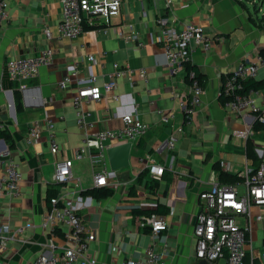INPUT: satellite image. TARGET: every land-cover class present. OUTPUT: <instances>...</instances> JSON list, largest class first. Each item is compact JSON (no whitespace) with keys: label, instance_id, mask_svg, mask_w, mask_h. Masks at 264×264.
<instances>
[{"label":"crops","instance_id":"obj_1","mask_svg":"<svg viewBox=\"0 0 264 264\" xmlns=\"http://www.w3.org/2000/svg\"><path fill=\"white\" fill-rule=\"evenodd\" d=\"M260 1L261 7L256 10V0H171L172 9L161 10L174 26L197 25L208 35L219 34L224 38L214 48L207 51L194 48L192 52V66L201 76L204 94L190 123H185L180 105V101L187 99L185 73L168 72L163 50L156 41L159 32L153 20L157 11L150 0H123L120 13L110 19L105 30H86L74 39L60 36L58 24L62 10L58 0H7L8 19L0 29V126L12 137L14 148L9 150L4 141L0 142V153L9 151L22 173L18 196L0 198V224L11 229L22 228L20 240H10L3 253L7 261L20 264L33 259L49 239L56 245L62 244L60 234H44L39 223L48 210L46 196L48 186L53 184L55 161L70 156L71 151L81 146L83 132L77 127L71 104L76 83L64 90L57 84L72 67L76 68L78 78H86L90 65L85 58L91 55L96 60L91 71L97 86L109 79L114 62L133 70L144 68L147 80L137 75L132 80L118 78L114 90L99 101L83 105L92 123L86 133L121 128L122 114L136 116L148 130L131 142L129 164L116 172L118 185L108 197L96 199L85 193L94 188L87 152L72 163L73 179L79 180L81 188L70 184L67 195L96 236L89 244V254L96 258V264L143 259L151 238L136 226L138 216L131 211L150 210L160 203L168 208L167 227L152 238V243L156 251L163 252L161 264L197 263L192 235L197 195L207 188L211 173L221 171L218 159L229 162L232 173L239 172L244 165L242 141L230 136L232 130L241 127L242 121L222 108L219 90L225 74L264 47V22L260 20L264 0ZM157 5L161 8L162 1L157 0ZM45 29L50 32L48 38L43 34ZM133 34H137L141 46L128 39ZM44 49L51 50L52 63L41 67L33 80L11 82L20 92L22 106L13 119L8 96L1 87L6 62L37 56ZM100 62L104 63L103 68L99 67ZM263 78L261 70L258 79ZM116 95L120 96L119 100L113 99ZM261 110L264 114L263 106ZM159 111L171 117L169 123L162 122ZM45 119L51 121L58 144L55 156L50 153L45 135L36 141H26L28 128L35 122L43 126ZM170 136L176 139L173 149L158 151ZM115 144L107 141L109 147ZM236 149L243 155L240 163L229 158ZM148 157L164 169L159 178L147 174L158 181L152 192L143 183L136 184ZM132 185L135 196L128 195ZM250 214L262 216L261 221L250 222V240L253 248L258 244L254 248L258 255L264 250V236L260 241L256 236L259 228L264 230V207L252 206ZM25 224L31 226L26 228ZM253 263L260 261L257 258Z\"/></svg>","mask_w":264,"mask_h":264},{"label":"built area","instance_id":"obj_2","mask_svg":"<svg viewBox=\"0 0 264 264\" xmlns=\"http://www.w3.org/2000/svg\"><path fill=\"white\" fill-rule=\"evenodd\" d=\"M62 10V18L58 24L60 36L66 39H74L86 30H105L110 19L121 11L123 0H58ZM157 14L153 20L159 35L156 41L160 44L168 72L175 75L178 71H184L187 81V99L180 101L184 112L185 123H190L194 109L202 102L204 88L195 69L192 66V52L194 48L207 51L216 45L223 43L224 38L219 34L208 35L197 25L187 24L181 27L170 24L163 16L161 10L172 9L171 0H161L163 5L158 7L157 0H150ZM7 0H0V29L8 19ZM49 37V30L43 32ZM138 46L137 34L128 37ZM50 49L42 50L37 56L26 58H13L6 62L9 79L19 83L24 80H33L41 67L52 63ZM90 65L86 78H78L77 70L72 67L58 81V88L67 89L72 82L76 83L75 92L72 95L71 104L75 110L76 124L83 132L81 146L71 151V155L62 160H56L53 170V184L56 194L47 198L48 210L39 223L40 230L47 235L60 234L61 245H56L51 239L43 246V251L33 259H27L20 264H96V258L89 254V244L95 240L94 232L89 229L83 217L77 211V207L68 197L67 189L70 184L78 189L79 180H74L71 172L74 160L80 159L87 152L94 187L116 188V172L111 171L106 158L105 150L109 147L107 141L121 144L133 142L143 136L148 126L136 116L122 114V127L116 130H101L88 134L86 130L92 126L89 121L90 113L83 109V105L99 101L108 92L116 87L118 78L132 80L134 75L143 81L147 80L144 68L137 70L112 63L113 71L108 74V80L101 86H97L96 76L91 71V66L96 64L93 56L85 58ZM100 68L104 63L100 62ZM264 71V59L255 54L251 59L239 61L234 69L225 74L219 90L220 105L227 112L239 118L242 125L230 132L232 138L242 141L244 152V165L236 173L231 172V164L218 159L217 164L226 174L236 176L231 182L218 179V173L212 172L206 189L197 195V210L193 224L194 253L196 262L203 260L206 264H254L258 258L259 264H264V250L258 255L250 240V222L261 221L262 216H251L250 208L264 207V144L256 145L251 139L254 136L264 139V130L255 132L253 124L259 122L264 125V114L259 105L264 107V78L258 79V73ZM74 78V81L72 79ZM249 81H263V88L248 87ZM175 98L179 97L174 95ZM119 100L120 96L113 97ZM162 122L169 123L170 116L163 114ZM260 112L259 114H257ZM45 135L49 143L50 153L55 156L58 153V144L55 142L52 123L44 120L41 126L37 122L31 125L26 133V141H36ZM175 138L170 136L163 141L158 151H170L174 147ZM251 140L255 160L246 156L245 144ZM256 161V162H255ZM148 175L160 177L163 167L155 163L150 157L145 165ZM22 173L18 164L13 160L9 151L0 153V198H15L18 196ZM49 187V186H48ZM241 220V223H240ZM30 224H25L29 228ZM136 226L148 234L151 244L144 251L143 259H123L121 264H161L162 251H156L152 238L163 232L167 225L165 215L150 213L142 214L137 218ZM22 228L11 229L7 224H0V264H11L3 257L10 240H20ZM248 246V250H246Z\"/></svg>","mask_w":264,"mask_h":264},{"label":"trees","instance_id":"obj_3","mask_svg":"<svg viewBox=\"0 0 264 264\" xmlns=\"http://www.w3.org/2000/svg\"><path fill=\"white\" fill-rule=\"evenodd\" d=\"M260 20L262 22H264V11H263V14H262V17ZM258 54L264 59V47L259 49ZM187 68L195 69L194 66H190V67L188 66ZM198 76L201 79V76L199 74H198ZM247 86L248 87H254V88H263V81H249L247 83ZM11 91H12L13 106H14V110H15V113L17 116L22 111V106H21L20 92L17 89L16 84L11 83ZM259 113L260 112H258L257 114H259ZM253 130L255 132H258L260 130H264V125L260 124L259 122H255L253 124ZM0 140H3L6 143L9 150H12L14 148V142H13L12 137L8 134V132L6 130L2 129L1 126H0ZM245 148H246L247 158L255 160V155L253 152V145L251 143V140L246 141ZM216 166L217 165H214V169L217 170ZM147 174H148L147 170H145V169L142 170L137 175L136 184L141 185L143 183L145 185V187L148 188V190L150 192H152L157 187L158 181L156 179L147 177ZM162 174L160 177L163 176ZM235 178H237V177L234 175H230V174H226L224 172L218 171V179L220 181L231 182ZM56 191L57 190L55 187L49 185L46 197L48 198V197L54 196L57 193ZM112 191H113L112 188L94 187V188L86 190L85 193L91 195L92 197H94L96 199H99V198H105V197L110 196L112 194ZM128 195H130V196L136 195L135 185H132L128 189ZM131 213L134 216H139L142 214L145 215V214H150V213H157V214H161V215H166L168 213V208L166 206H164L163 204L157 203L153 209H150V210L133 209L131 211ZM145 233H148V231L145 230Z\"/></svg>","mask_w":264,"mask_h":264},{"label":"water","instance_id":"obj_4","mask_svg":"<svg viewBox=\"0 0 264 264\" xmlns=\"http://www.w3.org/2000/svg\"><path fill=\"white\" fill-rule=\"evenodd\" d=\"M2 90L6 92L8 96V102L12 118L15 119V111L13 106V99L11 93V81L9 79L8 70L5 67L1 78ZM3 142V140H0ZM131 148V142H124L121 144H115L108 147L105 150L108 165L111 171L117 172L122 168H125L129 164V153ZM196 264H206L205 261L199 260Z\"/></svg>","mask_w":264,"mask_h":264},{"label":"rangeland","instance_id":"obj_5","mask_svg":"<svg viewBox=\"0 0 264 264\" xmlns=\"http://www.w3.org/2000/svg\"><path fill=\"white\" fill-rule=\"evenodd\" d=\"M264 2V1H263ZM261 1L260 0H256V2H254V7L256 8V10L260 9L261 5H260ZM259 4V5H258ZM264 8V6H263ZM259 17H261V15H259ZM257 107L261 108V106L259 105V101L257 100ZM232 138V137H231ZM253 140V142L256 145H263L264 144V139L262 137H258V136H254L251 138ZM235 153V154H234ZM234 155L232 154V157L230 158V161L236 162V163H240L243 161V155H241L240 151L238 149L234 150ZM238 153V154H237ZM144 166V164H142ZM257 239L260 241L262 239V237L264 236V230L263 228H259L257 230ZM258 244H254V248L257 246Z\"/></svg>","mask_w":264,"mask_h":264}]
</instances>
